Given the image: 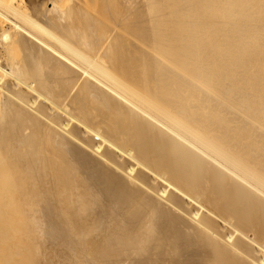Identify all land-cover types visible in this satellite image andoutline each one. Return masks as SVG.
I'll list each match as a JSON object with an SVG mask.
<instances>
[{
  "label": "bare ground",
  "instance_id": "1",
  "mask_svg": "<svg viewBox=\"0 0 264 264\" xmlns=\"http://www.w3.org/2000/svg\"><path fill=\"white\" fill-rule=\"evenodd\" d=\"M8 9L0 264H264V0Z\"/></svg>",
  "mask_w": 264,
  "mask_h": 264
},
{
  "label": "rangeland",
  "instance_id": "2",
  "mask_svg": "<svg viewBox=\"0 0 264 264\" xmlns=\"http://www.w3.org/2000/svg\"><path fill=\"white\" fill-rule=\"evenodd\" d=\"M27 1V0H26ZM29 1H31V0H29ZM10 2H12V0H0V37H1V35L3 34V33H5L8 29H10V30H8V35H7V38H9L10 39V41L12 40V37L15 35V33L16 32H14V30L16 31V29H14L13 30V28H17V27H19V28H17V32H24V33H26V31L28 32V33H34V32H36L33 28H32V26L29 24V23H27V21H25V17L24 16H22V15H20V17L19 16H17V15H15V14H13V12H11L10 11V9H8V5H9V3ZM8 3V4H7ZM23 8V7H22ZM25 8H23V10H24ZM27 8H26V11L24 10V11H22V12H26L27 13ZM7 14H8V16H7ZM16 16L17 18L15 19L14 18V16ZM21 17H23L24 19H22ZM12 18V19H11ZM5 20V21H4ZM10 21V22H9ZM3 22H5V23H3ZM17 22V24H15ZM20 22V23H19ZM26 22V23H25ZM8 23V24H7ZM15 24V25H14ZM22 24V25H21ZM2 25H8L6 28H5V26H3V27H1ZM24 26V27H23ZM26 27H27V29H26ZM4 28V29H3ZM21 28V29H20ZM22 28H23V30H22ZM2 29V30H1ZM24 29H25V31H24ZM29 29V30H28ZM11 30H13V31H11ZM34 31V32H33ZM12 32V33H11ZM14 32V33H13ZM9 33H11V34H9ZM13 34V35H12ZM10 35V36H9ZM12 35V36H11ZM10 46H12L13 48H14V46L13 45H10ZM10 48V50H11V52H10V50L8 49V51H9V53H8V51H7V58H3V59H1L0 58V61H1V64H3L2 66L3 67H8L9 66V63H10V60L12 59H15L16 57H14V56H16L17 54H16V47L12 50L11 49V47H9ZM13 52H14V54H13ZM8 54H9V56H8ZM14 55V56H13ZM0 56H1V53H0ZM8 57H9V59H8Z\"/></svg>",
  "mask_w": 264,
  "mask_h": 264
}]
</instances>
